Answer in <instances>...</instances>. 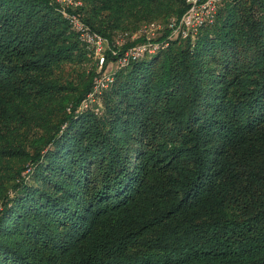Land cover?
Segmentation results:
<instances>
[{
    "label": "trees",
    "instance_id": "16d2710c",
    "mask_svg": "<svg viewBox=\"0 0 264 264\" xmlns=\"http://www.w3.org/2000/svg\"><path fill=\"white\" fill-rule=\"evenodd\" d=\"M83 1L118 55L188 7ZM169 41L109 52L114 81L82 109L106 70L60 4L0 0V264H264V0Z\"/></svg>",
    "mask_w": 264,
    "mask_h": 264
},
{
    "label": "built area",
    "instance_id": "2783aa9c",
    "mask_svg": "<svg viewBox=\"0 0 264 264\" xmlns=\"http://www.w3.org/2000/svg\"><path fill=\"white\" fill-rule=\"evenodd\" d=\"M61 6L63 16L68 20L72 28L79 34L82 42L87 46L91 55L98 56L104 60V54L110 49L115 55L118 51L112 47L110 41L102 34L94 31L80 16L77 9L83 5V0H56ZM188 7L179 18H172L168 23L151 22L143 25L134 32H125L118 36L116 44L121 46L127 40H138L132 46L126 48L118 55L119 66H126L130 62L138 60L146 54H152L169 45V39L175 37L195 36L203 25L214 20L218 5L222 0H186ZM169 31L165 39L158 40L157 37L163 31ZM95 86L80 108L85 109L89 104L108 89L114 81L112 72H103L100 77L95 78Z\"/></svg>",
    "mask_w": 264,
    "mask_h": 264
},
{
    "label": "rangeland",
    "instance_id": "374dc122",
    "mask_svg": "<svg viewBox=\"0 0 264 264\" xmlns=\"http://www.w3.org/2000/svg\"><path fill=\"white\" fill-rule=\"evenodd\" d=\"M83 3H84V1H83ZM119 33H121V32H119ZM123 46H124V44H123ZM119 49H121V48H119ZM107 51L104 54V57H103L104 60L103 61H102V59L100 57L91 55L90 60L88 61V65L86 63V67L87 68L88 67H90V68H94L95 67V70L98 71V72L99 71H103V70H106V72H112L116 68V63H114L113 61H110L108 65L106 64L107 54L109 52H111L110 49L107 50ZM27 172H28V170H25L23 172V174H26Z\"/></svg>",
    "mask_w": 264,
    "mask_h": 264
}]
</instances>
